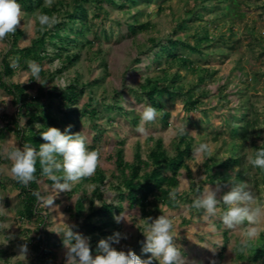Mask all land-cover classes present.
<instances>
[{
    "label": "rangeland",
    "instance_id": "obj_1",
    "mask_svg": "<svg viewBox=\"0 0 264 264\" xmlns=\"http://www.w3.org/2000/svg\"><path fill=\"white\" fill-rule=\"evenodd\" d=\"M74 4V0L53 2L52 6L56 8L53 15L58 17L57 11L64 13L72 9ZM212 5H218L221 9H213ZM86 6L92 26V32L87 36L94 43L79 45L71 51L70 54L79 53L80 57L70 68L62 74L57 73L62 60L55 56L57 50L48 45L49 55L41 63L45 71L44 79L48 80L47 86L31 80L29 70L20 67L16 68L12 77L3 78L7 83L25 86L30 98L36 97L40 91L48 93L60 89L56 87L59 80H63L66 85L75 83L86 86L83 96L73 109L82 108L90 97L102 102L114 101L117 92V99L127 112L126 115L109 113L95 122L87 121L86 117L81 119L79 131L87 138V147L93 145L101 152V164L88 181L81 179L69 191H61L54 184L48 183L45 177L38 180L39 192L43 197L39 199V207L42 208L41 215L47 216L44 230L52 241L63 242L62 233L68 226H74V232L87 236L81 225L91 209L98 208L102 202L117 203L118 194L122 191L121 176L115 166L117 150L123 151L128 163L133 161L136 151L146 160L152 146L151 140L161 138L168 154L172 155L178 128L184 125L188 133L196 132L188 134L193 153L201 143H206L209 148L207 154L201 157L193 154L187 161L194 182L202 186L203 190L206 185L215 189L219 183L221 190L217 192L218 200L230 190V181L244 183L247 185L246 190L255 198L251 206L264 207V169L253 167L248 161L256 148H264V0H238L239 13L233 12L227 16H224L228 12L226 4L219 3V0H140L138 5L125 8L103 3L100 13L95 9V3H86ZM191 11H194L193 14ZM22 14L21 24L17 28L23 32L18 41L21 48L29 46L36 37L38 21L35 16L40 13H27L22 9ZM133 14L138 15V24L149 22L148 31L137 35L127 31L125 24ZM204 34H208L210 40L199 46L201 54H191L184 49L179 51L194 62V69L178 67L176 64L170 66L167 57L162 56L159 48L151 42L155 40L166 43L168 39H184L193 44L196 36ZM8 38L9 35L0 41V73L1 59L10 47ZM156 55L162 56L160 65L153 59ZM56 61L60 62L59 65ZM104 64L106 75L101 70ZM175 74L178 76L177 87H183V90L192 88L193 95L200 96L198 108L186 111L183 99L164 96L163 103L170 114L169 126L163 127L158 112L157 119L145 125L148 135H139L136 128L140 121L134 125L131 120L140 119L136 107L148 103L135 96L133 90H138L147 79H168V82ZM95 79L99 80V85L90 86L88 83ZM16 111L12 96L0 89V148L22 147L16 134L9 130L13 128L11 121ZM27 118L26 109H23L19 124L25 126ZM243 121L252 125L250 137L245 143L239 141L235 134H230L231 129L239 128ZM95 126L102 129L98 140L93 139ZM238 143L242 146L241 165L231 173L225 170L227 179L208 183L206 166H213L211 173L224 172L219 165L231 156ZM9 167L10 161L0 157V205L7 211L6 215L0 216V222L10 225L8 229L0 231V264H28L34 257V238L37 234L43 236L42 226L39 219L27 221L20 216V190ZM97 172L104 176L102 184L95 180ZM238 172H242L239 179ZM96 188L99 189L96 191ZM176 191L181 195L176 207L156 204L151 199L145 216L139 207L129 208L124 201L122 214L125 220L119 224L122 227L121 233L127 234L128 238L113 247L125 252L136 250L141 259H147L151 254L142 250L148 226L144 219H155L166 214L174 221L178 234L174 242L181 247L188 264H210V260H216L218 264H264V255L254 258L256 248H264V217L255 225L257 235L248 239L247 247L241 251V242L246 239L244 230L249 226L247 221L237 230L227 229L218 216L211 224L205 222L203 211L190 207L198 194L190 191V179L185 169L180 172ZM79 198L84 199L78 216L76 205ZM218 208L221 211L227 210L223 203ZM225 235L228 242L226 248L222 249ZM87 237L90 238V246L92 240L97 238L96 235ZM25 243L29 252L24 260L18 256V246ZM53 250L56 261L65 264L66 249L63 244ZM96 254L92 253L93 256Z\"/></svg>",
    "mask_w": 264,
    "mask_h": 264
},
{
    "label": "trees",
    "instance_id": "obj_2",
    "mask_svg": "<svg viewBox=\"0 0 264 264\" xmlns=\"http://www.w3.org/2000/svg\"><path fill=\"white\" fill-rule=\"evenodd\" d=\"M56 1L53 0L54 3ZM92 2L95 3L96 11L100 13L103 9V3L125 8L138 5L140 0H74L75 4L72 9H68L64 13H61V10H56L57 14H59V23L50 30L40 31V25L38 23L37 35L27 47L21 48L18 45L19 38L23 35L21 30L17 29L14 34H9L10 47L1 59L0 89L7 95L12 96V101L17 106V111L12 116L11 121L13 128L9 130H12L16 134L20 146L28 143L38 150L40 144L45 143L39 135V132L45 131L47 127H56L63 131L68 125H71V133L74 134L80 132V122L83 117H86L89 122H95L109 113L127 114L117 99L119 97V93L117 92L115 93L114 101L102 102L90 97L82 108L73 109L72 107L77 105L83 96L86 86L69 83L62 89H55L48 93L40 91L36 97L30 98L26 93L25 86L16 83H7L3 80V78L12 77L18 67L29 70L26 63L29 60L41 65L42 61L49 55L48 45L52 46L54 50H57L55 56L62 60L61 66L57 71L58 74H62L63 71L78 61L80 57L79 53L70 54L71 51L76 50L79 45L86 46V44L92 45L94 43L87 36L92 32V26L86 3ZM220 2L226 4L225 9L228 12L224 13V16L230 15L233 12L234 14L239 13L237 11L238 0H219ZM18 3L27 13L39 11L40 14L43 13L51 16L56 9L55 6H46L45 0H18ZM212 6L213 9H221L218 5ZM193 12L191 11V14ZM195 19H198V17H195ZM137 21L138 15L133 14L125 24L127 31L131 35L146 32L149 29V22L138 24ZM209 40V35L204 34L202 36H196L193 44H190L184 39H168L166 43H158L155 40H151V42L154 47L159 48L162 56L167 57V63L170 66L176 64L178 67L194 69V62L188 56L182 55L179 51L184 49L191 54H201L199 46L204 41ZM162 56H154L153 59L156 64H161ZM17 57L19 58L18 67L13 68L11 64ZM101 70L106 75L107 70L105 64L101 66ZM41 77L45 78L44 70L41 72ZM177 79L178 76L176 74L168 82H166L168 79L164 81L147 79L144 84L139 86L138 90H133L135 96L143 98L145 102L158 110L163 127H168L170 124V114L165 109L163 103L164 96L169 99H183L184 109L186 111L196 110L200 103V96L193 95L192 88L183 90V87L176 86ZM88 84L90 86H98L99 80H92ZM23 109H26V115L28 116L25 126L19 124V117L22 115ZM131 121L134 125H137L140 119L133 118ZM36 124H40L43 127L38 131L35 128ZM250 127H252L250 122L243 121L239 128L231 129L230 134H235L239 141L245 143L250 137ZM94 129L93 133L95 136L93 139L98 140L100 134H102V129L97 128V126ZM151 142L152 146L148 151V158L146 160L142 158L139 151H136L133 156V161L128 163L124 159L123 151L117 150L115 166L121 176L120 189H122L118 194L119 198L117 203L102 202L98 208H92L81 225L85 235H96L97 237L92 240V245L90 246L92 253L97 252L99 240L106 239L115 232H121L122 227L116 222L114 217L124 211V201L128 203L129 208L139 207L144 216L147 214V207L151 199L156 204L176 207L181 196L176 189L179 185V176L182 169L187 171V176L190 179V191L198 195L203 192V187L194 182L191 170L187 164V161L193 157L192 141L188 134L180 136L177 131V139L173 144L172 155L168 154L161 138L152 139ZM241 148L242 146L238 143L232 150L231 156L219 165L221 169H224V172L221 170L220 174L211 173L213 166H206L208 183H214L217 179H227L228 176L225 170H230L231 173L234 168L241 165ZM88 149L96 150L93 145L88 146ZM36 169V180L30 183L28 187H24L15 181L21 195L22 209L20 216L27 221H31L33 218L39 219V223L42 226L43 236L37 234L36 238H34L35 242L32 244L34 257L28 264H64L56 261V253L53 250V248L62 245L63 242L58 243L57 241H52L51 236L44 230L47 216L41 215L42 208L39 207V199L33 194H40L38 180L45 177L42 175L39 160H37ZM56 175L61 176L62 173H57ZM241 176L242 172H238V179ZM45 178H47L48 183L53 184L51 179L48 177ZM89 179L87 177L82 180L88 181ZM95 180L100 184L103 183L104 176L101 172H97ZM98 189L96 188V191ZM173 191L177 193L175 200L170 198V193ZM83 199L79 198L76 205L78 216L83 207ZM94 219L96 220L93 222L92 220ZM227 242L228 238L225 235L222 249L226 248ZM134 252L140 257L136 250ZM254 254V258L263 256L264 248H256Z\"/></svg>",
    "mask_w": 264,
    "mask_h": 264
},
{
    "label": "clouds",
    "instance_id": "obj_3",
    "mask_svg": "<svg viewBox=\"0 0 264 264\" xmlns=\"http://www.w3.org/2000/svg\"><path fill=\"white\" fill-rule=\"evenodd\" d=\"M53 0H45V5L51 7ZM22 9L18 0H0V41L4 40L9 34H14L22 21ZM36 21L40 25V31H47L59 23L56 15L37 14ZM51 52L52 50L49 49ZM17 57L11 64L13 68L18 67ZM31 80L36 81L41 86H47L48 80L41 77L43 68L35 61H27ZM59 65V61L55 62ZM66 84L59 80L56 87L62 89ZM140 115V123L136 132L141 136L148 135L146 124L154 122L158 117V110L149 105L143 104L136 107ZM43 126L36 124L35 128L39 131ZM71 125H68L63 131L56 127H47L45 131L39 132V135L45 141L40 144L39 149L25 143L22 147L13 146L9 148L4 146L0 148V157L10 161L9 172L12 178L28 187L30 183L36 180V164L39 160L42 175L53 181L54 187L61 191H69L73 185L80 182L81 179L91 177L95 174L101 164V152L99 149L89 150L87 147V138L82 132L71 133ZM196 134L195 131L188 133L186 127L178 128V135ZM209 152L206 143L199 144L194 149V155L201 157ZM249 163L253 167L264 169V148H256L254 155L248 157ZM57 173H62L57 176ZM231 188L217 199V192L221 190L219 183L215 189L206 185L190 205L192 209L203 211V220L211 224L214 218L222 221L223 225L230 230L239 229L245 221L248 227L244 230L245 240L241 242V251L247 247V240L254 238L258 229L255 226L261 217H264V207H252L254 195L246 190L247 185L230 181ZM103 191V190H102ZM37 199H43L39 193H33ZM175 191L170 193L172 200L176 199ZM223 203L227 206L226 211H221L218 205ZM7 211L0 205V216L6 215ZM117 223L125 220L124 214L114 217ZM147 228L144 233L146 242L143 247L144 253L151 255L147 259H141L132 249L127 252L117 250L113 244H119L122 239H127V234L115 232L106 239H101L97 245V254L92 255L90 247V238L79 232H74L72 227L62 233L63 246L66 249L65 264H188L187 258L181 251V247L174 242L178 239L176 226L169 215L162 214L153 219L148 217L144 219ZM149 221H151L149 223ZM10 225L0 222V231L8 229ZM58 234H61L57 232ZM7 239H12L8 237ZM19 255L26 259L29 252L27 244L18 246ZM214 251V250H213ZM210 264H218L216 260H210Z\"/></svg>",
    "mask_w": 264,
    "mask_h": 264
},
{
    "label": "crops",
    "instance_id": "obj_4",
    "mask_svg": "<svg viewBox=\"0 0 264 264\" xmlns=\"http://www.w3.org/2000/svg\"><path fill=\"white\" fill-rule=\"evenodd\" d=\"M180 177V176H179Z\"/></svg>",
    "mask_w": 264,
    "mask_h": 264
}]
</instances>
